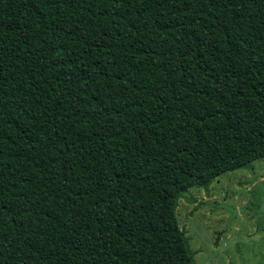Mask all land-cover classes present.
<instances>
[{"label":"trees","instance_id":"1","mask_svg":"<svg viewBox=\"0 0 264 264\" xmlns=\"http://www.w3.org/2000/svg\"><path fill=\"white\" fill-rule=\"evenodd\" d=\"M264 158V0H0V264H195L176 207Z\"/></svg>","mask_w":264,"mask_h":264},{"label":"rangeland","instance_id":"2","mask_svg":"<svg viewBox=\"0 0 264 264\" xmlns=\"http://www.w3.org/2000/svg\"><path fill=\"white\" fill-rule=\"evenodd\" d=\"M176 217L195 264H264V158L189 188Z\"/></svg>","mask_w":264,"mask_h":264}]
</instances>
